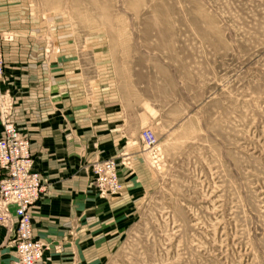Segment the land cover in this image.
Instances as JSON below:
<instances>
[{
	"label": "rangeland",
	"instance_id": "obj_1",
	"mask_svg": "<svg viewBox=\"0 0 264 264\" xmlns=\"http://www.w3.org/2000/svg\"><path fill=\"white\" fill-rule=\"evenodd\" d=\"M20 5L0 26L2 125L14 123L1 94L5 48L25 25L42 33L47 54L68 43L89 76L95 64L109 67L140 139L146 130L157 139L141 141L137 170L132 159L146 179H132L130 218L88 264H264V0ZM108 160L119 165L97 159L93 178L92 165ZM119 182L115 195L96 189L119 196Z\"/></svg>",
	"mask_w": 264,
	"mask_h": 264
},
{
	"label": "crops",
	"instance_id": "obj_2",
	"mask_svg": "<svg viewBox=\"0 0 264 264\" xmlns=\"http://www.w3.org/2000/svg\"><path fill=\"white\" fill-rule=\"evenodd\" d=\"M20 7V0H0V26L9 24L8 9ZM14 30L1 94L10 98L14 123L46 186L31 209L33 233L49 247L38 264H88L130 218L138 192L132 179H146L132 173V159L137 170L141 158V123L125 111L116 81L105 75L109 67L95 64L96 75L89 76L68 43L47 54L38 40L42 33L25 25ZM3 133L0 111V138ZM97 159L118 160L121 195L100 196L90 171ZM14 240L15 231L0 226V264H17Z\"/></svg>",
	"mask_w": 264,
	"mask_h": 264
},
{
	"label": "built area",
	"instance_id": "obj_3",
	"mask_svg": "<svg viewBox=\"0 0 264 264\" xmlns=\"http://www.w3.org/2000/svg\"><path fill=\"white\" fill-rule=\"evenodd\" d=\"M4 76V59L0 43V83ZM0 138V226L15 231L18 264H38L46 244L33 233L31 209L40 201L46 186L35 168L28 139L16 125L3 123ZM141 141L154 147L157 139L152 131H143ZM93 184L102 196L115 195L120 189L118 165L114 160L92 165Z\"/></svg>",
	"mask_w": 264,
	"mask_h": 264
}]
</instances>
